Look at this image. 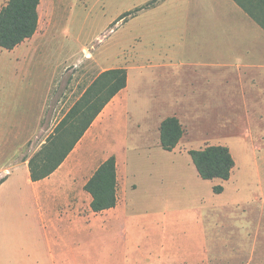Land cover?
<instances>
[{
    "label": "rangeland",
    "instance_id": "374dc122",
    "mask_svg": "<svg viewBox=\"0 0 264 264\" xmlns=\"http://www.w3.org/2000/svg\"><path fill=\"white\" fill-rule=\"evenodd\" d=\"M6 2L0 0V10ZM39 16V59L52 73L41 134L0 140V167L10 149L11 161L33 159L38 166L57 148L65 150L78 132L76 104L101 73L125 67L129 86L118 97L121 112L106 121L116 129L101 131L96 143L81 141L65 167L87 179L116 155L128 189L121 213L109 215L106 228L64 236L74 246H0V264H14L6 259L17 253L16 264H141L129 261L137 255L133 248L152 240L153 246H212L211 264H264V0H42ZM215 50L225 61L226 51L233 55V67L188 65L220 61L211 57ZM8 55L0 49V85L15 76ZM170 60L185 67L180 91L155 67ZM33 73L21 83L33 81L45 91L47 69L37 66ZM2 103L0 118H19V108L8 113L11 107ZM173 115L185 134L171 152L160 146L159 130ZM213 144L227 145L235 156L228 181L201 178L189 155ZM85 148L96 150L89 160ZM8 174L0 171V181ZM16 174L28 190L26 169ZM220 184L224 192L215 193ZM30 249L40 257L33 259Z\"/></svg>",
    "mask_w": 264,
    "mask_h": 264
},
{
    "label": "crops",
    "instance_id": "0c3cea01",
    "mask_svg": "<svg viewBox=\"0 0 264 264\" xmlns=\"http://www.w3.org/2000/svg\"><path fill=\"white\" fill-rule=\"evenodd\" d=\"M195 3L197 5V1H193L192 5H195ZM209 22L218 24L213 20H209ZM36 35L37 32L33 37L25 40L12 50L5 49L9 52L8 59L13 64L15 76L10 79L11 83L0 85V100L3 102L2 105L11 107L8 109V113H10V110L12 111L14 107L19 108L18 111L20 113L18 119L16 118V113H12L8 120L3 116L0 118V140L7 139L15 141L36 138L41 134V125L44 121L42 118L43 98L51 89L52 83L50 84V80L52 73L49 69L50 66L46 67V64H43L44 58L39 59V53L43 54L44 51L39 50L38 43H40L41 40H38ZM229 50L231 51V48H229ZM192 53L195 56L202 57L203 55V53L199 51H193ZM225 56L227 57H225L227 61L222 60L224 56L220 55L218 51L215 50L214 53H211V57L219 59L220 61L213 63L197 62L189 63L188 65L200 68L198 70L207 67L222 69L233 67V55L226 51ZM35 57L38 58L37 61ZM230 59H232V61ZM172 61L173 60L166 62L162 61L161 64L155 67L164 68L163 73H168L171 76L172 89L180 91L182 90V85H184V79L182 77L185 74V67L183 69L182 66ZM37 66L47 69L49 75V80L44 89L45 91H40V88H38L37 84L33 81L32 83H21L25 75L27 76V80H32L34 76L33 71L35 72V70H37ZM67 84L68 81H66L62 87L66 89ZM128 86L129 84L107 103L64 162L46 178L37 181L32 180L29 159L11 161L15 154L11 153V149L7 151V158L3 166L0 167V171L6 169L10 170V174L0 181V246H45V244H48V246H59V244L64 246V243L66 246H74L72 243L69 244L68 239L64 236H73L78 232L87 233L94 228H106L108 226V220L111 219L108 216L111 215L114 217L121 213L122 193L124 188L125 191H127L128 187L126 186L125 180H123L121 184L119 158H117L116 155L118 202L115 207L101 212L92 210V195L85 189V185L96 169L108 157L95 168L87 179L74 178L70 170L65 167V164L81 141L93 139V143H96L98 139L97 135H100L101 131L107 130V127H112L113 130L116 129L113 124H109L106 121L111 117L114 118L116 113L121 112L118 97L128 89ZM37 97L39 98L38 101H36ZM36 103L37 112H35L34 108V104ZM50 120L52 121V119ZM6 124H8V126H6ZM176 148L172 151H175ZM2 149L3 147L0 144V151H2ZM95 153V149H84V155L88 160L89 157ZM126 164L125 162V165ZM20 168L26 169L28 190L24 186V183H21L17 178L16 172H18ZM125 170L123 173L126 174ZM222 181L225 182L228 180ZM54 243L58 245H54ZM153 244L152 240L145 248L139 245L135 246L136 248H133V252L137 255H131L129 261L140 259V261L143 260L141 264H211L214 258L211 254L213 249L212 246H153ZM29 252L33 254V259H38L40 257L39 253L35 250L30 249ZM19 255L20 253H17V256L13 257V259L8 258L6 260L9 263L16 264ZM126 257H129V255Z\"/></svg>",
    "mask_w": 264,
    "mask_h": 264
},
{
    "label": "trees",
    "instance_id": "16d2710c",
    "mask_svg": "<svg viewBox=\"0 0 264 264\" xmlns=\"http://www.w3.org/2000/svg\"><path fill=\"white\" fill-rule=\"evenodd\" d=\"M41 0H7L0 10V49L12 50L25 40L33 37L39 26V6ZM264 27V20L259 21ZM128 70L125 67L104 71L92 83L83 96V100L73 109L76 114L78 132L65 150L47 154L42 165L34 164L30 159L31 179L34 181L46 178L53 173L74 149L77 142L91 126L95 118L121 90L127 87ZM76 107V106H75ZM185 134V128L177 116H168L160 124V143L167 151L174 150ZM55 135L49 136L52 140ZM46 147V146H45ZM189 155L199 176L206 180L219 178L229 180L236 166V159L227 145L213 144L200 149H191ZM50 163V164H49ZM117 158L109 156L94 172L85 185L92 195L91 208L101 212L117 205ZM215 193L224 191L223 185L213 187Z\"/></svg>",
    "mask_w": 264,
    "mask_h": 264
}]
</instances>
